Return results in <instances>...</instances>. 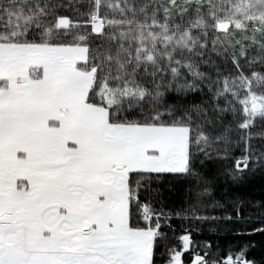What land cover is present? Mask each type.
Segmentation results:
<instances>
[{
  "label": "snow or ice",
  "instance_id": "obj_1",
  "mask_svg": "<svg viewBox=\"0 0 264 264\" xmlns=\"http://www.w3.org/2000/svg\"><path fill=\"white\" fill-rule=\"evenodd\" d=\"M120 5L0 0V264H264V0Z\"/></svg>",
  "mask_w": 264,
  "mask_h": 264
},
{
  "label": "trees",
  "instance_id": "obj_2",
  "mask_svg": "<svg viewBox=\"0 0 264 264\" xmlns=\"http://www.w3.org/2000/svg\"><path fill=\"white\" fill-rule=\"evenodd\" d=\"M214 2L217 5V8L220 10V15L223 18H229L231 17L232 13L235 11V9L232 7L233 5L240 3V4H256L257 7H259V0H214ZM114 4V13L118 14L120 5V0H113ZM182 187L180 184H176L172 192H166L165 196L167 199V203L169 206L172 207H178L181 204V193L179 189ZM238 194L243 196L246 200L249 201H256L264 199V178L257 177L254 180H252L249 184L242 187L238 190ZM247 211V209H246ZM174 224H176L178 227L183 225L184 227L189 226L188 221H181V220H174ZM191 227L193 229L200 227L204 230L203 235H197L196 239H205L209 236V233L207 231V225L206 224H197L195 221L191 223ZM194 235L195 231H194ZM232 237L225 236L221 237V243H228ZM256 239H264V237H256ZM259 254V250H257V255Z\"/></svg>",
  "mask_w": 264,
  "mask_h": 264
}]
</instances>
